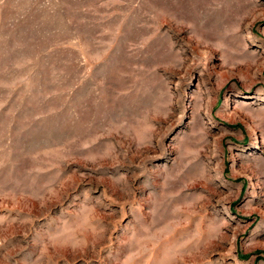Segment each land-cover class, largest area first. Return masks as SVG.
<instances>
[{
  "label": "rangeland",
  "instance_id": "obj_1",
  "mask_svg": "<svg viewBox=\"0 0 264 264\" xmlns=\"http://www.w3.org/2000/svg\"><path fill=\"white\" fill-rule=\"evenodd\" d=\"M0 264H264V0H0Z\"/></svg>",
  "mask_w": 264,
  "mask_h": 264
}]
</instances>
